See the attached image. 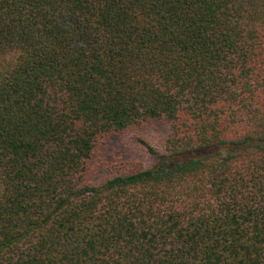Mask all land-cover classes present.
<instances>
[{"label":"trees","instance_id":"16d2710c","mask_svg":"<svg viewBox=\"0 0 264 264\" xmlns=\"http://www.w3.org/2000/svg\"><path fill=\"white\" fill-rule=\"evenodd\" d=\"M0 264H264V0H0Z\"/></svg>","mask_w":264,"mask_h":264},{"label":"rangeland","instance_id":"374dc122","mask_svg":"<svg viewBox=\"0 0 264 264\" xmlns=\"http://www.w3.org/2000/svg\"><path fill=\"white\" fill-rule=\"evenodd\" d=\"M167 128L161 123H152L131 133L122 135L114 140L111 146L103 151V165L114 167H148L153 163V159L146 154L144 149L136 142V137L144 138L154 148L163 151V144ZM103 174V170H102Z\"/></svg>","mask_w":264,"mask_h":264}]
</instances>
